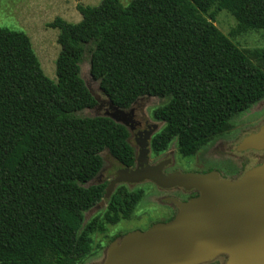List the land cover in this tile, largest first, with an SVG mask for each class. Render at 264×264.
Returning a JSON list of instances; mask_svg holds the SVG:
<instances>
[{
  "label": "trees",
  "instance_id": "trees-1",
  "mask_svg": "<svg viewBox=\"0 0 264 264\" xmlns=\"http://www.w3.org/2000/svg\"><path fill=\"white\" fill-rule=\"evenodd\" d=\"M79 22L56 17L57 80L43 70L30 36L0 28V264H80L94 235L132 216L143 189L89 184L107 150L135 165L128 128L106 115H81L97 99L91 76L114 105L164 99L153 112L163 123L154 154L177 139L182 156L198 153L228 132L234 118L264 99V49L239 47L216 24L221 10L235 32L264 29V0H102L79 3ZM106 208L86 221L85 213Z\"/></svg>",
  "mask_w": 264,
  "mask_h": 264
},
{
  "label": "water",
  "instance_id": "water-1",
  "mask_svg": "<svg viewBox=\"0 0 264 264\" xmlns=\"http://www.w3.org/2000/svg\"><path fill=\"white\" fill-rule=\"evenodd\" d=\"M109 102L112 111L104 115L128 126L131 111ZM157 127L154 124L140 144L138 165L118 169L105 198L120 184L146 180L162 188L195 189L199 194L185 201L168 198L178 208L173 219L113 240L99 264H199L220 255L228 256L225 264H264V162L236 180L222 178L217 170L165 173L169 161L150 164L148 158L147 140ZM237 149H264V125L245 136Z\"/></svg>",
  "mask_w": 264,
  "mask_h": 264
},
{
  "label": "rangeland",
  "instance_id": "rangeland-1",
  "mask_svg": "<svg viewBox=\"0 0 264 264\" xmlns=\"http://www.w3.org/2000/svg\"><path fill=\"white\" fill-rule=\"evenodd\" d=\"M102 0H0V28L23 31L27 33L33 43L34 50L39 57L43 70L47 76L57 80L56 59L60 53L61 46L58 43L59 29L50 28L48 24L56 17H62L69 22H79L82 19L81 13L77 9L79 3L85 5H97ZM123 5H128L131 0H120ZM215 24L227 35L234 43L246 49H264V29H246L235 32L237 29L236 19L226 10H221L216 16ZM81 76L85 80L91 92L97 99L94 108L85 109L81 115L95 116L107 113L109 98L100 87L99 81L95 80L90 73V56L85 55L81 62ZM164 99L158 97L145 96L138 99L135 104V115L144 123H157L160 128L163 123L153 118V110L161 105ZM264 119V99L253 105L248 111L241 112L234 118V125L225 134L218 136L215 140L202 147V149L190 156H182L177 149V139L171 142L168 149L170 156L174 159V164L168 169L177 168L182 172L203 173L209 170H218L224 177H229L228 173L238 166L236 157L249 161L247 154H237L228 152L227 144H219L225 141L230 133L234 134L247 126H255ZM130 143L135 146L134 137L128 127ZM222 140L219 142V140ZM219 144V145H218ZM218 145V146H217ZM153 153V152H152ZM151 153V154H152ZM166 153L162 154L164 156ZM104 167L100 172L101 178H94L89 184L109 182L121 167V164L105 150L102 152ZM159 156V157H161ZM156 154L152 155V161L159 158ZM222 167L223 170L222 171ZM130 189H143V198L137 205L132 216L128 219H121L117 224H108L107 232L96 233L94 235V251L87 256L80 264H93L103 259L104 252L111 241L118 234H125L134 230H146L157 222H165L172 219V208L169 202H164L160 196L167 195V192H160L150 182H143L137 185H127ZM163 196L166 200L167 196ZM168 200V199H167ZM106 208V201H101L90 210L86 211L85 219L102 214Z\"/></svg>",
  "mask_w": 264,
  "mask_h": 264
},
{
  "label": "flooded vegetation",
  "instance_id": "flooded-vegetation-1",
  "mask_svg": "<svg viewBox=\"0 0 264 264\" xmlns=\"http://www.w3.org/2000/svg\"><path fill=\"white\" fill-rule=\"evenodd\" d=\"M137 101L131 106V108L127 109V110L131 111V113H130V119H127L128 120V126H126L127 128L128 127L130 128V130L132 132V136L134 137L135 146H136V149H135L136 158L139 155V152H140V149H141L140 144L145 141L146 133L153 128V125L154 124L158 125V127L154 131L153 135L157 131L160 130L159 124H157V123L149 124L147 122L143 124V122L139 118L136 117V115H135V104L137 103ZM104 103H108L109 104V107H108L107 112H111L112 111V106H111L110 102L108 101V102H104ZM263 125H264V119L262 121H260L258 124H256L255 126H247L246 128L240 130L239 132H236L234 134L230 133V135L227 137V139L225 141H222L221 139L219 140V142L222 141L219 144H221V145L227 144V150H228V152L233 153V155H237V154H242V155L243 154H247L249 161L251 163H253V164H251V165L248 166V163L246 161L242 160L240 156H238V157L235 158V160H238V163H240V164H238V166H236L234 168V170L231 171V173H228V174H230V175H227L229 177H224L222 175V173L217 170L222 178H227V179H230V180L239 179L247 170H249L250 168L255 167V166H257V165H259V164H261V163L264 162V149H262V150L248 149V150H245V151H239L237 149L238 148V144L242 141V139L245 136H247V135H249L251 133H254V132L259 131L260 128H261V126H263ZM153 135H152V137H153ZM152 137L147 140L149 142L148 148L150 149L149 154H148L149 163L150 164H157V163H159L161 161H169V163L165 166V168H164L163 171L165 173H170V172H174V171L178 170L177 168L172 169V170H169L168 169L175 162L174 159L172 158V156H170V152L168 151V149L166 151L161 152L160 154L157 155L159 157L162 154L166 153L164 156H161L157 160L152 161V155L154 154V152L151 149V139H152ZM136 158H135V165H133V166H124V165L121 164V167L120 168H123V167L135 168L138 165L137 162H136ZM120 168H118V169H120ZM117 170H116V173H117ZM222 171H224L223 170V167H222ZM116 173H115V176H116ZM100 174L101 173H99L98 178H101V175ZM144 182H150L160 192H167V195L165 194L167 196V199L170 198V197H173V198L179 199L181 201H185V200H188L191 197L197 196L199 194V192L197 190H195V189L194 190L187 191V190H185L184 188H181V187L162 188V187L158 186L155 182H153L151 180H146ZM126 185L131 186V185H137V184H126ZM165 195H163V196H165ZM163 196H160L159 198H161L164 202H169L168 204H171L172 208H170L169 210L171 211L172 219H173L177 215L178 208H177L176 204H174L169 199L168 200L167 199L164 200L163 199ZM103 201H105V200H103ZM169 220H171V219H169ZM123 235L124 234H122V235L121 234H118V235L115 236V238L113 240L119 239ZM107 248H106V250L104 252L103 259L101 261L99 260V261L95 262L96 264H99V263H101V262L104 261V259L106 257ZM227 260H228V256L227 255H220V256H218L217 258H215V259H213L211 261L202 262V263H199V264H225Z\"/></svg>",
  "mask_w": 264,
  "mask_h": 264
}]
</instances>
